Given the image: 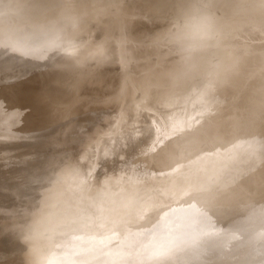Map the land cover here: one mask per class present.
<instances>
[{
	"label": "rangeland",
	"instance_id": "obj_1",
	"mask_svg": "<svg viewBox=\"0 0 264 264\" xmlns=\"http://www.w3.org/2000/svg\"><path fill=\"white\" fill-rule=\"evenodd\" d=\"M62 1L70 0H0V58L11 61V65L2 70H16L10 77L12 83L19 82L21 78L24 81L42 79L58 68L61 70L66 63L73 62L65 60L68 49L84 53L102 50L104 55L98 57V54L95 61L80 56L74 61L82 68L91 64L88 68L93 75L107 71L115 72L117 77L113 78L111 73L103 91L97 90L93 83L82 89L72 80L79 85V89L74 93L71 109L62 112L70 105L61 103L60 108H63L56 112L57 115L63 113L57 127L63 125L64 129L46 136L30 134L27 130L30 128L25 127L29 124L21 125L22 117L30 107L20 106L13 100L10 109L0 108V132H15L0 139V264H56L60 261L59 264H264V235L255 232L264 228V222L260 224L262 219L253 216V199L258 197L257 193L264 186V110H254L257 107L264 109V94L251 97L252 112L238 111L239 102L261 82L259 72L264 64V33L257 31L255 26L264 23V10L255 9L257 5L249 0H234L236 9L228 0H209L210 11L205 22L208 17L213 19L197 41L195 32L200 29L199 26L190 34L181 28L191 2L197 0H112L108 3V0H73L78 4L83 1L94 4L98 8L92 7L97 10L100 4L107 3V8L83 22L79 31L50 29L46 23L61 22V18L58 19L61 12L58 11L63 7L60 5ZM261 3L264 5V0ZM87 9L95 12L89 6ZM252 10H257L255 15ZM56 16L58 20H55ZM57 24L54 26L58 27ZM40 29L42 34L37 32ZM56 33L61 35L63 42L58 47L50 46L48 39ZM234 49L244 55L238 70L251 73L233 88ZM110 60L112 64H109ZM167 60L172 63L176 74L180 73L178 77L181 75L186 80L180 76L179 81L177 75H173L175 71L166 68ZM184 68L189 70L186 72ZM182 69L186 76H183ZM23 71L26 75L22 74ZM165 74L169 75L168 78ZM164 79L175 83V87ZM4 80L9 81L8 78ZM177 81L182 85L176 84ZM182 81H188L186 86ZM157 86L167 87L166 91L169 88L172 92L176 90L173 95L178 96L177 102L162 106L160 110ZM197 95H201L202 103L205 99L201 97L206 96L210 103L204 104L207 109L197 106L199 103L188 108L192 99H199ZM95 98L99 100L92 101ZM14 111L24 115L18 116ZM183 112L186 121L178 125L177 116ZM32 115L30 127L36 128L42 124L38 120L43 114L38 110ZM35 118L38 120L34 121ZM206 120L214 122L213 129ZM203 125L207 126V130L210 128L208 133L212 129L217 138L211 139V132V136L205 134L207 130L203 129ZM223 126L228 130L225 131ZM197 131H200V137L203 132V136L209 137H196ZM182 136L184 142L176 145L175 138ZM168 140L173 147H169ZM175 145L180 148L176 149ZM196 145H201L202 149H196ZM55 155L58 156L57 162L55 159H52L53 162L48 160ZM45 161L52 162L53 166H50L54 170L59 169L56 170L58 174L62 171L59 175H63V179L57 174L53 177L54 170L48 168L50 162L48 166L43 164L46 167L42 171L40 167ZM39 164V170L48 172L49 169L52 177L49 173L41 174L38 168L36 171L34 168ZM28 171L31 181L26 176ZM37 172L43 176L36 178ZM32 173L36 175L34 179ZM44 175L50 177L45 180ZM55 177L57 181L53 179ZM51 179L59 183V186L52 184L54 192L49 189L51 184H47L53 182ZM40 187L43 193L52 191L53 194L61 188L69 189L74 200L79 199L80 195H74L78 191L85 201L91 196L87 201L90 203H87L88 211L84 205L88 214L83 212L86 216H82L86 221L81 222L79 214L81 220L72 215V206L78 203V207L81 206L76 207L82 209L83 200L74 202L69 197L72 200L70 203V199L65 197L67 201L63 197L62 200V196H56L57 193L53 199L52 194H43L41 190L42 194H36L42 197L31 194L33 189L39 191ZM13 191L24 194L23 198L16 194L22 200L16 201L18 197ZM55 198H58L57 201ZM59 198L64 204L66 201L70 203L61 205L72 209L71 212L67 209L70 213L66 214L67 219L63 213L67 212L65 208L63 211H59L62 207L55 209L60 206ZM101 198L105 199L103 203ZM13 203L18 205L17 209L12 207ZM90 205L95 213L98 211L96 214H93ZM263 207L262 193L257 209ZM26 210L31 212V219ZM77 210L73 212L80 213L83 209ZM89 212H92L91 215ZM23 215L29 217L30 222L24 218L28 225L22 224L24 220L19 222V216ZM10 217L17 221L12 223ZM63 218L66 220L63 221ZM59 223L69 225L64 226L65 229L61 226L60 232ZM72 223L75 227H71ZM21 227L27 231H21ZM73 242L76 243L74 250L64 246ZM78 243L80 246H77ZM63 247L67 248V252ZM77 247L80 250L78 254L82 250L81 255L76 254ZM68 251L75 254L74 260L77 261L72 260L73 255L69 257ZM64 257L68 262L64 261Z\"/></svg>",
	"mask_w": 264,
	"mask_h": 264
},
{
	"label": "bare ground",
	"instance_id": "obj_2",
	"mask_svg": "<svg viewBox=\"0 0 264 264\" xmlns=\"http://www.w3.org/2000/svg\"><path fill=\"white\" fill-rule=\"evenodd\" d=\"M109 1H112V0H108L107 1V3L109 2ZM194 1V0H193ZM228 1H230L231 3H232V6H233V8H234V0H228ZM236 1V0H235ZM238 1V0H237ZM245 1V0H244ZM247 1V0H246ZM253 2L254 1V3L257 5V8H255V9H259V8H261V10L263 11L264 10V5L261 3V0H249V2ZM196 2V1H195ZM195 2H191V5H190V9L191 8H193V7H195V8H197L198 10H200L201 12H203L204 13V16H203V19H202V21H201V23H200V25H199V30H196V32H195V36H197V38L199 37V35H201L202 36V34H203V31L210 25V23H211V21H212V19H213V17H208V20L205 22V19L207 18V14L209 13V11H210V9H209V7H210V1L208 0V1H205V2H202L201 0H197V2L195 3ZM243 2V1H242ZM84 3V4H83ZM107 3H104V4H100L101 5V7H100V5H99V10H97V9H93V7H92V5L94 6V4H89V3H87V2H82V3H80V4H78L76 1H65V2H61L60 3V5L61 6H63V7H61L62 9H61V11L59 10L58 12H61V14H60V16L58 17V19L59 18H61V19H59V21L61 20V22H57V23H60V24H57L56 23V21H54L55 23L54 24H52L51 25V22H49V23H46L45 25L47 26V27H49L50 29H53V28H55L57 31H59V30H73V29H77V31H79V29H81V27L84 25V24H82L83 22L85 23L86 21H87V19L88 18H93V17H95L100 11H102V10H104V9H106L105 8V6L107 5ZM245 3V2H244ZM243 4V3H242ZM252 4V3H251ZM102 5H104L103 7L104 8H102ZM247 5H248V3H247ZM83 6H85V7H87L88 8V6L89 7H91L95 12H92L91 10V12H89V11H87L88 9L87 8H83ZM96 6V5H95ZM94 6V7H95ZM241 6H243V5H241ZM97 7V6H96ZM95 7V8H96ZM239 7V6H238ZM246 7V6H245ZM244 7V8H245ZM254 7V6H253ZM2 8V7H1ZM98 8V7H97ZM233 8H232V10H233ZM247 8H249L248 6H247ZM246 8V9H247ZM225 9H226V11H227V9H229V5L228 6H226L225 7ZM234 9H236V8H234ZM1 10V9H0ZM249 10V9H248ZM254 10V9H253ZM252 10V13H254L253 15H255V13L257 12V10L256 11H253ZM245 11V10H244ZM242 12V11H241ZM96 13V14H95ZM42 14H43V12H42ZM93 14H95V15H93ZM237 14V13H236ZM44 15V14H43ZM42 15V16H43ZM54 15V14H53ZM58 15V14H57ZM263 15V14H262ZM243 16H244V14H243ZM246 17V16H245ZM244 17V18H245ZM252 16L250 15V18H251ZM254 17V16H253ZM262 17H264V15L262 16ZM57 19V16H56V19L55 20H58ZM240 19H241V17H240ZM243 19V18H242ZM248 19V18H247ZM253 19V18H252ZM244 20H246V19H244ZM249 23H251V22H249ZM55 24H57L56 26H58V27H55L54 25ZM76 26H78L77 28H75ZM255 26V25H254ZM204 28V29H203ZM254 28V27H253ZM255 29L257 30V31H259L260 33H264V23L262 24V23H260V25L259 24H257L256 26H255ZM252 30V29H251ZM76 31V32H77ZM38 33H43V31L40 29V31H37ZM252 33V32H251ZM257 33V32H256ZM253 34H254V32H253ZM256 35H258V34H256ZM61 37V35H57V33H56V35H54V36H52L50 39H48V42H49V45L50 46H52V45H57V47H58V45L60 44V43H62L63 41H62V39L60 38ZM257 37V36H256ZM197 38H196V40H197ZM201 38V37H200ZM200 38H198V40L197 41H199L200 40ZM256 39V38H255ZM258 39V38H257ZM260 39V38H259ZM251 42V41H250ZM263 42V41H262ZM261 42V43H262ZM179 49L178 50H181V45H180V47L179 46H177ZM177 47L175 48V51H176V49H177ZM264 48V47H263ZM71 52H70V51ZM73 50H75V51H77L76 49H68V53H66L65 54V60L66 61H68V60H72L73 62L72 63H66L65 65H63L62 66V69L61 70H59V68L58 69H56L55 70V72L53 73V74H51L50 73V75H48V77H43L42 79L41 78H36L35 80L33 79V80H25L24 81V79L23 78H21V79H19L20 81L19 82H17V83H15V82H11L10 81V77H13V73L16 71L15 69L14 70H8V69H5V70H2L5 66L7 67H9L10 65H11V61H9V60H5L4 58H0V108L1 109H7V108H9L10 109V107H9V105H10V102L11 101H17L18 102V104L20 105V106H23V107H30V110H29V114L28 113H26L25 115L23 114V113H21L20 111H14V113L15 114H17L18 116H20V114H22V115H24L23 117H22V124H21V122H20V124L21 125H24L25 126V123H27V124H29V125H26L25 127H27V128H30V129H27L28 131H29V133L30 134H33V135H41V136H46L47 134H53V133H55V132H57V131H59L60 129H64V126L62 125V126H60V127H57L58 126V123L62 120V118H63V113L62 114H58L57 115V111H59V110H61V108H63V107H61L60 108V104L62 103L63 105H66V104H68V105H70L69 107H66V109L64 110V109H62V112H64V111H66V110H69V109H71V102H72V98L75 100V98L73 97L74 96V93L79 89V85L81 86V88L83 89V88H85L87 85H89L90 83H93L94 85H95V87H96V89L97 90H100V91H103V89H105V86L106 85H108V82H109V76L111 77V73H112V76H113V78H115V77H117L116 76V73L115 72H107V71H103V72H101L100 74H98V75H93L92 73H91V69H89L88 68V66H90L91 64H85L84 65V67L82 68V67H80L79 66V64L77 63V62H75L74 60H75V57H78V56H80V57H84V58H88V57H90L91 58V61H95L96 60V58H98V57H100V56H102V55H104V53H102V50H96V51H91V52H89V53H84V52H81V51H79V52H73ZM253 50V49H252ZM254 51V50H253ZM22 54V53H21ZM99 54V55H98ZM122 54V53H121ZM97 55H98V57H97ZM120 57H121V55H120ZM246 57V56H245ZM121 58H123V57H121ZM120 58V59H121ZM244 60V55H242L241 53H239V51H237L236 49H234V57H233V63H232V66H233V68H234V70H233V76L234 77H232V79H231V85L233 86V88L234 87H236V86H238V84L240 83V81H242V80H244L245 79V77L246 76H248L250 73H251V71H243L244 73H242L241 71H239L238 70V68H239V65H240V63H241V61H243ZM101 62V61H100ZM105 62V61H104ZM110 63L109 64H112V60H110L109 61ZM93 64V63H92ZM102 64V63H101ZM92 66V65H91ZM90 66V67H91ZM94 66V65H93ZM111 66H113V65H111ZM165 66H166V68H168V69H170V68H172V63L171 62H169L168 60L166 61V64H165ZM103 66H101V68H102ZM242 68V67H241ZM87 69V70H86ZM173 69V68H172ZM184 69H186V68H184ZM184 69H182V72H184L183 70ZM53 71H54V69H52ZM102 70H104L103 68H102ZM174 71H175V69H173ZM189 70V68L188 69H186L185 71L187 72ZM245 70V69H244ZM57 71V72H56ZM173 71V72H174ZM178 71V70H177ZM52 72V71H51ZM168 72H169V70H168ZM171 72V71H170ZM179 72H181V71H179ZM39 73V72H38ZM37 73V74H38ZM61 73V74H60ZM63 73V74H62ZM178 73V72H177ZM22 74H25L26 75V72L25 71H23L22 72ZM172 74V73H171ZM180 74V73H179ZM178 74V75H179ZM184 75L183 76H186V74H185V72L183 73ZM188 74V73H187ZM1 75H5L4 77H1ZM39 75V74H38ZM45 75V74H44ZM173 75H177L176 74V71H175V74H173ZM178 75H177V78L179 79V77L181 76H179L178 77ZM164 76H166L167 78H168V76L165 74ZM205 76V75H204ZM259 76H261V82L255 87L254 86V88L249 92V94H248V96L242 101V102H239V105H240V109L238 110L239 112H244V111H249V112H252V107H251V105H250V102H251V97L252 96H255V95H258V94H264V64H263V66L261 67V69H260V72H259ZM171 77V76H170ZM187 77L189 78V74L187 75ZM186 77V78H187ZM5 78H8L9 79V81H6V80H4ZM165 78V77H164ZM172 78V77H171ZM173 78H175V80H176V76L175 77H173ZM181 78H182V76H181ZM185 77H183L182 79H184ZM116 79V78H115ZM170 79V78H169ZM168 79V80H169ZM177 79V80H178ZM181 79V80H182ZM72 80H74V81H76L77 83H75L74 81H72ZM165 80V79H164ZM167 80V81H168ZM170 80H172V79H170ZM184 80H186V79H184ZM111 81V80H110ZM166 81V80H165ZM165 81H162V82H165ZM166 81V82H167ZM179 81H180V79H179ZM162 82H161V84H162ZM165 82V83H166ZM186 82V81H185ZM185 82H183L182 81V83H184V85H185ZM188 82V81H187ZM187 82H186V84H187ZM189 82H190V80H189ZM111 83V82H110ZM168 83V82H167ZM164 84V83H163ZM168 84H171V81H170V83H168ZM176 84H180L178 81H177V83ZM165 85V84H164ZM163 85V86H164ZM171 85H173L174 87H175V83L174 84H171ZM180 85H182V84H180ZM184 85H183V87H184ZM197 85V84H196ZM196 85H195V88H196ZM163 86H157L156 88V94H157V101H159V102H157L159 105H160V110H161V107L163 106H167V105H173L174 103H176L177 102V99H179L178 98V96L177 95H175V93H174V95H173V92H177L176 90L175 91H173L172 92V90L170 91V89L171 88H169V90L168 91H170V92H168V91H166V89H167V87H164L163 88ZM166 86V85H165ZM168 86V85H167ZM173 86H169V87H173ZM186 86V85H185ZM199 87H200V85H198ZM112 87H114V88H116L115 86H112ZM173 87V89H175ZM182 87V86H181ZM161 88V89H160ZM177 88V87H176ZM178 89V88H177ZM182 90H183V88H181ZM200 89V88H199ZM228 89L226 88L225 89V94H226V91H227ZM40 91H43V93H42V95L40 94ZM107 91V90H106ZM109 91V90H108ZM112 91H113V89H112ZM178 91H180V86H179V90ZM189 90H187V92H188ZM221 91V90H220ZM219 91V92H220ZM223 91H224V89H223ZM183 92V91H182ZM222 92V91H221ZM111 93H113V92H111ZM200 93H202V92H200ZM204 93V92H203ZM114 94V93H113ZM180 94V93H179ZM182 94V93H181ZM205 94V93H204ZM111 95V94H110ZM117 95V94H116ZM136 95V94H135ZM115 96V95H114ZM177 96V97H176ZM180 96V95H179ZM198 96V95H197ZM200 96L201 95H199L198 97H199V99H196V98H194V100L192 99L191 100V103L189 102V104L188 105H190V107H188L189 109H191L194 105H196L197 103H199L197 106H199V105H202V107H205L206 109H207V107H206V105H204L208 100H206V96H204V98H202L201 97V99H205V103H202L201 102V100H200ZM219 96H221L220 95V93H219ZM245 96V95H244ZM115 97H117L118 98V96H115ZM181 97V96H180ZM79 98V97H78ZM112 98H114L113 97V95H112ZM253 98V97H252ZM114 99H116V98H114ZM99 99L98 98H95V99H92V101H94V102H97ZM77 101H78V99H77ZM82 101H83V99H82ZM203 101V100H202ZM81 102V101H80ZM204 102V101H203ZM179 103V102H178ZM208 103V102H207ZM157 104V105H158ZM208 104H210V103H208ZM212 104V103H211ZM215 104V103H214ZM214 104H213V106H214ZM187 105V106H188ZM208 106H212V105H208ZM212 106V107H213ZM38 107V108H37ZM211 107V108H212ZM210 108V109H211ZM158 110H159V106H158V108H157ZM189 109H188V111H189ZM209 109V110H210ZM40 111L42 114H43V116L41 117V118H39V120H38V118H35L34 119V121L35 120H38V121H42V124L40 125L39 124V126L37 125V127L35 128V127H33V128H31L30 127V125H31V121H32V119H33V115H32V113H34L35 111ZM186 110V109H185ZM214 110V109H213ZM213 110H211V111H213ZM254 110V109H253ZM259 110H264V109H261L260 107H257L254 111L256 112V111H259ZM199 113V112H198ZM214 114L213 115H215V111L213 112ZM173 115V114H172ZM170 117H172V116H170ZM211 117V116H210ZM213 117V116H212ZM211 119V118H210ZM214 119V118H213ZM227 120H229L228 118H226ZM208 120H209V118H208ZM208 120H206V123H208V122H210V121H208ZM235 120H237L236 119V116H235ZM33 121V122H34ZM174 121V120H173ZM185 121H186V114L183 112V113H181V114H179L178 116H177V124L178 125H182V124H184L185 123ZM208 121V122H207ZM214 121V120H213ZM252 121V120H251ZM254 121H256V120H254ZM18 122H19V119H18ZM212 122V121H211ZM210 122V123H211ZM230 122V121H229ZM228 122V123H229ZM173 124V123H172ZM203 124V123H202ZM212 125H210V127H212V129H213V124H214V122L213 123H211ZM197 125H199V124H197ZM197 125H195V126H197ZM204 125H207V124H204ZM203 125V129H206L207 128V126L205 127ZM225 125H226V123H225ZM6 126H8V125H6ZM35 126V125H34ZM209 126V125H208ZM214 126H215V124H214ZM229 126V125H228ZM41 127V128H40ZM200 127V126H199ZM223 127H226V126H223ZM196 128V127H195ZM198 128V127H197ZM199 129V128H198ZM197 129V130H198ZM210 128H208V130H209ZM211 129V131H209V133H208V130L206 131L207 133H205V134H210V132L212 133V135H213V130ZM222 129V128H221ZM225 131H226V129H227V127L226 128H223ZM200 130H202V126H201V129ZM217 130V129H216ZM215 130V131H216ZM228 130V129H227ZM204 131V130H203ZM202 131V132H203ZM219 131H220V129H219ZM200 131H197V133L195 132V135H196V137L197 136H199L200 137V135L198 134ZM229 132V131H228ZM13 133H15V132H4V133H2V132H0V139H2V137H5L6 135H12ZM204 133V132H203ZM203 133L201 134V137L200 138H203V137H205V136H203ZM215 133V132H214ZM220 133V132H219ZM218 133V134H219ZM223 133V132H222ZM204 134V135H205ZM221 134V133H220ZM225 135H227V133H224ZM195 135L193 136V141L195 142V139H196V137H195ZM217 134H215V136H216ZM223 135V134H222ZM185 136V135H184ZM188 135H186L185 137H187ZM210 136H211V134H210ZM224 136V135H223ZM223 136H220V137H223ZM195 137V138H194ZM198 137V138H199ZM209 137V136H208ZM208 137H205V139L206 138H208ZM226 137V136H225ZM215 139V138H217V137H214V135H213V137L211 138V139ZM50 139V138H49ZM189 139H191L192 140V138H189ZM204 139V140H205ZM51 140V139H50ZM170 140V139H169ZM168 140V141H169ZM173 140V139H172ZM172 140H170V141H172ZM175 140H176V145H182L181 143H183L184 142V137L182 136L181 138H179V139H176L175 138ZM201 140V139H200ZM203 140V139H202ZM203 140V141H204ZM52 141V140H51ZM170 141H169V143H170ZM202 141V142H203ZM207 141V140H206ZM205 141V142H206ZM209 141V140H208ZM172 142H175V141H172ZM170 143L171 145L169 146V147H173L172 145H173V143ZM192 142V141H191ZM200 142V141H199ZM199 142L197 143V144H199ZM204 142V143H205ZM68 144V143H67ZM186 144V143H185ZM193 144H195V143H193ZM192 144V145H193ZM175 145V146H176ZM48 146V145H47ZM68 146V145H67ZM184 146V145H183ZM193 146H195V145H193ZM193 146H192V148H193ZM197 147H195L196 149L197 148H200V150L202 149V146H203V143H202V146L201 145H196ZM198 146H201V147H198ZM177 147V148H176ZM175 148L176 149H179L178 148V146H176ZM191 147V146H190ZM194 148V149H195ZM47 149V148H46ZM169 149V148H168ZM172 148H170V150H171ZM174 149V148H173ZM173 149H172V151H173ZM181 149H182V147H181ZM195 149V150H196ZM166 150H167V148H166ZM175 150V149H174ZM209 150V149H208ZM165 151V150H164ZM204 151V150H203ZM167 152V151H166ZM169 152V151H168ZM171 152V151H170ZM165 154V153H164ZM56 156V155H55ZM55 156H53V157H55ZM23 157V156H22ZM53 157H51V159H48V160H52V159H55L54 161H56L57 162V160H56V158L58 157V156H56L55 158H53ZM198 159V158H197ZM50 162V161H49ZM49 162H46L45 161V163H42L41 165H42V167H40V168H42V171H43V168H45V167H43V164L44 165H47ZM52 162H53V160H52ZM52 162H50V164H48L49 165V169H51L52 168V166H53V164H51ZM40 164L36 167V168H34L35 170L39 167V166H41ZM47 165V166H48ZM50 165H52V166H50ZM51 167V168H50ZM54 167H56L55 165H54ZM59 167V166H58ZM79 167V166H78ZM236 167V166H235ZM40 168H38V170L40 169ZM57 168V167H56ZM64 168V167H63ZM66 168V167H65ZM93 168V167H92ZM264 168V167H263ZM48 169V172H47V170H45V172H41V170H39L40 172H41V174H43V173H47V175H48V173H49V175H50V170ZM206 169V168H205ZM52 170H54L53 168H52ZM57 170V169H56ZM56 170H54V175H53V177L55 176V174H57V175H59L60 173H63L62 171H60L59 172V174H58V170L56 171ZM60 170H62V168H60ZM66 170V169H65ZM37 171V170H36ZM55 171H56V173H55ZM88 171V170H87ZM264 171V170H263ZM29 172L30 171H28V175H26L27 176V178L29 179V178H31V177H29ZM39 172V173H40ZM35 173V172H34ZM41 174H39L38 175V172H37V176L34 174L33 175V173H32V177H33V179L35 178L34 176H36V178L39 176V177H41V176H43V175H41ZM53 174V173H52ZM51 174V175H52ZM30 175H31V173H30ZM50 175V176H51ZM50 176H47L46 177V175H44V177H46V179L45 180H47V178H49ZM60 177H61V175H59ZM59 176H57V178L59 177ZM43 177V178H44ZM52 177V176H51ZM59 177V179L61 180V178L63 177V175H62V177L60 178ZM32 179V181H34ZM54 180L56 179V177L55 178H53ZM53 179H51L52 181H53ZM63 179V178H62ZM44 180V181H45ZM28 181H31L30 179L28 180ZM43 181V182H44ZM49 181V180H48ZM51 181V182H52ZM56 181H57V179H56ZM56 181H53L52 183H47V184H51V185H49V189L50 188H52V187H54L55 185L54 184H56V186L58 185L59 186V183L57 184V182ZM59 181V180H58ZM45 182H47V181H45ZM56 182V183H55ZM60 182V181H59ZM264 182V181H263ZM54 183V184H53ZM235 183V182H234ZM52 184L54 185V186H52ZM18 185H20V184H18ZM18 185L14 188V189H16L17 190V187H18ZM43 185V184H42ZM65 185V184H64ZM43 186H46V185H43ZM42 186V187H43ZM210 186V185H209ZM2 187V186H1ZM42 187H40V189H38L39 191H37V188L36 189H33L34 190V192L33 193H31L32 195H37L36 193H40V190L42 189ZM66 187V186H65ZM264 186L262 185V190H260V192H258L257 193V196L258 197H256L255 199H253V216H256V217H260L262 220L260 221V224L262 223L263 224V222H264V207L263 208H260V209H257V205H258V203L260 202V198H261V196H262V193H263V197H264V188H263ZM48 188V187H47ZM47 188H45V190L47 189ZM58 188V187H57ZM56 189V188H55ZM58 189H60V187L58 188ZM63 188H61V191L60 190H58V191H60V193H58V191L56 190L55 191V193H57V197H61L62 196V200H63V197L65 198H68V199H73V201L74 202H78V200L80 199V202L82 201V209H78L81 205H79V207H78V203L76 204L77 205V207H76V205H73L72 207V209H74L73 211H75V210H79V211H81L80 213H83V212H85L84 211V205H86L87 206V203L90 201V199H91V196H90V198H88V202L87 201H85V199H81L80 197H81V193L78 191V193L76 192H74L73 194L74 195H76L77 196V194L78 195H80L79 196V199L77 200V199H75V200H77V201H75L74 200V197H72V193L70 192L71 190H69L68 189V191H66L65 189H63ZM5 190V189H4ZM19 191L21 190L20 189V187H19V189H18ZM44 190V191H45ZM52 191L54 190L53 188L51 189ZM37 191V192H36ZM48 191V190H47ZM52 191H48L49 193H50V196H52L53 195V197H51V198H53L54 199V194L52 193ZM18 194H20L21 195V193H19L18 191H16ZM41 192H42V190H41ZM48 192H44V193H48ZM54 192V191H53ZM69 192V193H68ZM13 194H14V196L17 198L18 196L16 195L17 193H15V191H13L12 192ZM39 193H38V195H39ZM43 193V192H42ZM42 193H40V194H42ZM43 193V194H44ZM30 194V193H29ZM30 194V195H31ZM52 194V195H51ZM58 194L60 195V196H58ZM101 194V193H100ZM22 195H24V194H22ZM21 195V196H22ZM37 195V197H42V195H40V196H38ZM46 195V194H45ZM73 195V196H74ZM83 195V194H82ZM104 197L106 196V195H104V194H102ZM9 195H7V197H8ZM13 196V195H12ZM26 196V195H25ZM24 196V197H25ZM29 196V195H28ZM47 196H49V195H47ZM14 197V198H15ZM27 197V196H26ZM34 197V196H33ZM32 197V198H33ZM70 197V198H69ZM78 197V196H77ZM98 197V196H97ZM100 197H102V196H100ZM100 197H99V199H98V201L100 202ZM107 197V196H106ZM105 197V198H106ZM20 198V196L18 197V199ZM22 198H23V196H22ZM32 198H31V200H32ZM35 198V197H34ZM65 198V199H66ZM76 198V197H75ZM86 198V197H85ZM13 199V198H12ZM16 200V201H20V200H22L21 198L19 199V200ZM50 199V198H49ZM56 200L55 201H57V199L58 198H55ZM60 200H61V198H59ZM69 200L70 201V203L72 202V200ZM60 200H58V202H60ZM61 200V202L60 203H58V204H60V206L58 205V208H55L56 210L57 209H59V207L61 208L62 206L61 205H66V204H70V203H67V201H66V203L64 204V201H62ZM101 200H102V198H101ZM104 201H105V199H103ZM101 201L102 203L104 202V201ZM12 201V200H11ZM51 201V200H50ZM85 201V202H84ZM92 201L93 200H91V204H92ZM94 201H95V203H97L96 202V198L94 199ZM14 202V201H13ZM63 202V203H62ZM84 202V203H83ZM1 203V202H0ZM18 203V202H17ZM55 203V202H54ZM57 203V202H56ZM62 203V204H61ZM94 203V202H93ZM102 203H99V204H102ZM73 204V203H72ZM80 204V203H79ZM88 204H90V203H88ZM98 204V203H97ZM31 205V204H30ZM67 205V206H68ZM15 207L16 209L18 208V205H16L15 206V204L13 203V205H12V207ZM53 205H51V207H52ZM67 206H65V207H62L61 208V210H59V211H63V209L65 208L66 210L67 209H69L70 210V208H68ZM71 206V205H70ZM11 207V206H10ZM11 207V208H12ZM54 207H56V206H54ZM54 207H52V208H54ZM89 207V205L86 207L87 209H85L86 211H88V209H90V208H88ZM90 207H91V205H90ZM96 206H94V208H95ZM98 207V206H97ZM262 207V206H261ZM23 208V207H22ZM26 208L28 209V207L26 206ZM25 208V209H26ZM29 208H31V206H29ZM77 208V209H76ZM92 208V207H91ZM101 208V207H100ZM16 209H14V210H16ZM25 209L24 210H22L23 212H25ZM54 209V210H55ZM72 209L70 210V212L72 211ZM93 209V208H92ZM29 210V209H28ZM28 210H26V213H27V216H29L30 214H31V212H27ZM55 210V211H56ZM65 210V211H66ZM78 210L76 211V212H78ZM94 210V209H93ZM93 210H92V212H93ZM12 211H13V208H12ZM29 211H31V210H29ZM72 211V215L74 214V215H77L76 216V219H77V217H78V214L80 215L79 217L82 219H80L79 217V219L81 220V222L82 221H86V220H83L84 218H85V216H86V214L85 213H87L88 214V212H85V213H83V214H80V213H74ZM100 211V210H99ZM18 212V211H17ZM23 212H21L22 214H24ZM57 212V211H56ZM68 210H67V212H64L63 211V213H64V215H69L68 214ZM92 212H89L90 213V215H91V213ZM98 212V211H97ZM96 212V213H97ZM15 213V212H14ZM13 213V214H14ZM25 213V214H26ZM30 213V214H29ZM60 213H62V212H60ZM95 213V210H94V212H93V214ZM95 213V214H96ZM152 213V212H151ZM20 214V213H19ZM85 214V216L83 217L82 215H84ZM92 214V215H93ZM34 215V214H33ZM32 215V216H33ZM62 216H63V214H61ZM67 215H66V219H67ZM71 215V216H72ZM73 215V216H74ZM153 215V214H152ZM24 216V215H23ZM23 216H19L21 219H19V222H21L20 220H24V218L26 217V220H27V218H28V220H29V222H30V219H31V216H29L30 217V219H29V217H27L26 215L23 217ZM70 216V217H71ZM98 216V215H97ZM22 217H23V219H22ZM89 216H87V218H88ZM92 217H94V216H92ZM11 219H12V217H10ZM15 218V217H14ZM33 218H35V217H33ZM33 218H32V220H33ZM75 217H73L72 219H74ZM8 219H9V217H8ZM64 219V218H63ZM62 219V220H63ZM66 219H64L63 221H65ZM75 219V220H76ZM13 220V219H12ZM27 220V221H28ZM74 220V221H75ZM88 220H89V218H88ZM91 220H92V218H91ZM3 221H5V218L3 219ZM14 221H17V220H13L12 221V223H14ZM61 221V220H60ZM69 221V220H68ZM93 221V220H92ZM99 221H100V219H99ZM98 221V222H99ZM78 222H79V220H78ZM97 222V223H98ZM256 222V221H255ZM1 223V222H0ZM11 223V224H12ZM25 223L28 225V223L24 220L23 222H22V224L23 225H25ZM63 223H66V222H63ZM101 223V222H100ZM104 223H105V221H104ZM103 223V224H104ZM60 224H62V223H59V225ZM73 224V223H72ZM84 224V223H83ZM92 224V223H91ZM99 224V223H98ZM107 224H109L108 223V221H107ZM106 224V225H107ZM22 225V226H23ZM67 225V224H66ZM66 225L65 224H63V225H60V227H59V231L61 232L62 230H61V226H62V229H65V227H66ZM69 225V224H68ZM67 225V226H68ZM70 225H71V223H70ZM74 225V224H73ZM71 226V227H75V225L74 226ZM78 225H79V223H78ZM81 225V224H80ZM85 225V224H84ZM176 225V224H175ZM29 226H31V225H29ZM65 226V227H64ZM88 226V225H87ZM103 226H105V225H103ZM25 227V226H24ZM26 227H28V226H26ZM56 227H58L57 225H56ZM92 227V226H91ZM106 227V226H105ZM22 228V227H21ZM29 228V227H28ZM89 228V227H88ZM101 228H103V227H101ZM25 229V230H24ZM106 229V228H105ZM24 230V231H23ZM57 230V231H58ZM88 230H91V228L90 229H88ZM94 230V229H93ZM102 230V229H101ZM217 230V229H216ZM21 231H23V232H25V231H27L26 230V228H22V230ZM104 231L105 230H103V233H104ZM255 232H257V234L258 235H261V234H263L264 235V228H258V230H255ZM102 233V234H103ZM261 233V234H260ZM16 236V235H15ZM104 237V236H103ZM261 237V236H260ZM92 238V237H91ZM59 240V239H58ZM78 240V239H77ZM84 240V239H83ZM100 240H101V238H100ZM103 240V239H102ZM109 240V239H108ZM80 242L79 243H81V240H79ZM92 241H93V238H92ZM91 241V242H92ZM55 242H58V241H55ZM60 242H61V239H60ZM77 242V241H76ZM88 242V241H87ZM90 242V241H89ZM260 242V241H259ZM77 244V246H80V244ZM86 243V242H85ZM174 243V242H173ZM58 244V243H57ZM57 244H55V245H57ZM60 244H62V243H59L58 245H60ZM208 244V243H207ZM64 245V244H63ZM75 245H76V243L74 244V242L73 243H70L69 245L67 244V245H64V246H68V247H72L70 250H74V247H75ZM94 245H95V240H94ZM13 247V246H12ZM60 247V246H59ZM184 247V246H183ZM61 249H62V247H60ZM59 248V249H60ZM64 248V247H63ZM66 248V247H65ZM64 248V251L65 250H67V248L65 249ZM78 248V247H77ZM77 248H75V251H76V254H78L79 253V248L77 249ZM81 248V247H80ZM97 248V247H96ZM77 249V250H76ZM255 249V248H254ZM63 250V249H62ZM69 250V249H68ZM69 250V251H70ZM79 250V251H78ZM101 250V249H100ZM212 250V249H211ZM68 251V255H69V257H70V255H75V254H72L73 252L71 251V254H69L70 252ZM75 251H74V253H75ZM78 251V252H77ZM180 251V250H179ZM17 252V251H16ZM65 252H67V251H65ZM81 252H82V250H81ZM81 252H80V254H78V255H81ZM2 253V252H1ZM186 253V252H185ZM193 253V252H192ZM67 254V253H66ZM115 254H116V252H115ZM203 254V253H202ZM33 255V254H32ZM78 255H76L77 256V258L79 257ZM84 253L82 254V256L84 257ZM110 255V254H109ZM112 255V254H111ZM120 255H121V253H120ZM204 255V254H203ZM217 255V254H216ZM73 256H71L72 258H73ZM200 256V255H199ZM210 256V255H209ZM65 257H66V255H65ZM65 257H64V261H65ZM68 257V256H67ZM69 257H68V259H69ZM125 257V256H124ZM26 258H28V257H26ZM38 258V257H37ZM72 258H70V259H72ZM76 258V259H77ZM214 258H217V257H214ZM259 258V257H258ZM3 259V258H2ZM67 258H66V261L68 260ZM75 259V256H74V258L72 259V260H74ZM132 259V258H131ZM210 259V258H209ZM103 260V259H102ZM105 260V259H104ZM111 260V259H110ZM212 260V259H211ZM210 260V261H211ZM63 261V260H62ZM65 261V262H66ZM74 261H77V260H74ZM118 261V260H117ZM116 261V262H117ZM209 261V260H208ZM257 261V260H256ZM61 262V261H60ZM60 262H58V263H56V264H59ZM68 262V261H67ZM71 262H73V261H71ZM103 261H101V263H102ZM110 262V261H109ZM113 262V261H112ZM202 262V261H201ZM213 262H215V261H213ZM1 263V262H0ZM69 263H70V260H69ZM77 263V262H76ZM108 263V262H107ZM180 263V262H179ZM191 263V262H190ZM206 263V262H205ZM248 263V262H247ZM45 264V263H44ZM47 264V263H46ZM63 264V263H62ZM114 264V263H113ZM123 264V263H122ZM126 264V263H125ZM251 264V263H250ZM257 264V263H256Z\"/></svg>",
	"mask_w": 264,
	"mask_h": 264
},
{
	"label": "clouds",
	"instance_id": "obj_3",
	"mask_svg": "<svg viewBox=\"0 0 264 264\" xmlns=\"http://www.w3.org/2000/svg\"><path fill=\"white\" fill-rule=\"evenodd\" d=\"M204 13L197 8H191L185 15L183 23L181 25L182 30L185 33L193 32L201 23Z\"/></svg>",
	"mask_w": 264,
	"mask_h": 264
}]
</instances>
